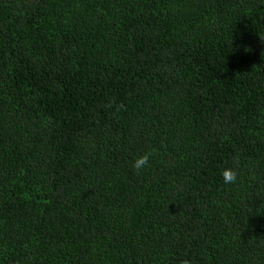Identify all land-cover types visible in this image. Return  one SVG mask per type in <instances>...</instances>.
Segmentation results:
<instances>
[{
  "label": "trees",
  "instance_id": "16d2710c",
  "mask_svg": "<svg viewBox=\"0 0 264 264\" xmlns=\"http://www.w3.org/2000/svg\"><path fill=\"white\" fill-rule=\"evenodd\" d=\"M183 259L264 264V0H0V264Z\"/></svg>",
  "mask_w": 264,
  "mask_h": 264
},
{
  "label": "clouds",
  "instance_id": "9594fccd",
  "mask_svg": "<svg viewBox=\"0 0 264 264\" xmlns=\"http://www.w3.org/2000/svg\"><path fill=\"white\" fill-rule=\"evenodd\" d=\"M152 153L151 151L141 153L137 155L132 162V168L139 173L142 169H146L149 166V160ZM240 157L236 155L233 157V163L239 164ZM221 176L226 185L235 184L238 180V171L235 167H224L221 171ZM180 264H190L188 259H183Z\"/></svg>",
  "mask_w": 264,
  "mask_h": 264
}]
</instances>
